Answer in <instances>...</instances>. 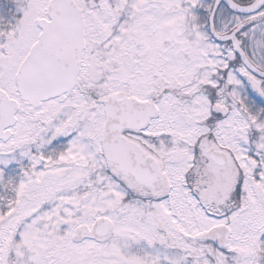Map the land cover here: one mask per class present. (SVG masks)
I'll use <instances>...</instances> for the list:
<instances>
[{
    "label": "snow or ice",
    "instance_id": "6c2138e0",
    "mask_svg": "<svg viewBox=\"0 0 264 264\" xmlns=\"http://www.w3.org/2000/svg\"><path fill=\"white\" fill-rule=\"evenodd\" d=\"M0 264H264V0H0Z\"/></svg>",
    "mask_w": 264,
    "mask_h": 264
}]
</instances>
